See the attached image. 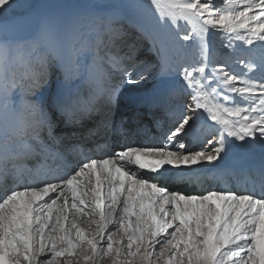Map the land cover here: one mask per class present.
<instances>
[{
  "label": "snow or ice",
  "instance_id": "snow-or-ice-1",
  "mask_svg": "<svg viewBox=\"0 0 264 264\" xmlns=\"http://www.w3.org/2000/svg\"><path fill=\"white\" fill-rule=\"evenodd\" d=\"M150 2L158 26L172 29L179 45L173 61L161 43V69L178 73L191 96L175 130L158 146L108 152L97 144L87 151L102 153L100 158L82 149V160L69 165L48 142L58 138L41 89L53 65L66 82L72 78L68 65L77 75L84 67L97 85L85 114L115 103L117 73L128 84L144 79L127 63L132 57L119 54L116 42L124 33L112 16L93 17L84 30L67 34L42 24L31 38L0 39V264H99L105 257L111 264H264V169L258 172L260 191L254 186L239 195L232 189L184 195L159 179L165 165L216 161L225 137L244 143L252 138L264 148V52L259 63L248 60L247 73L217 70L208 59L212 30L229 34V44L234 39L255 47L260 41L264 48V0ZM11 6L12 0H0V11ZM189 53L198 55L191 59ZM225 89L241 98L223 94L232 107L212 102ZM17 90L19 110L12 100ZM38 93L37 100L30 99ZM201 109L221 126L220 146L184 153L185 145L173 141L187 135ZM101 123L110 126L107 113ZM35 156L40 162L28 167L24 161Z\"/></svg>",
  "mask_w": 264,
  "mask_h": 264
},
{
  "label": "bare ground",
  "instance_id": "bare-ground-1",
  "mask_svg": "<svg viewBox=\"0 0 264 264\" xmlns=\"http://www.w3.org/2000/svg\"><path fill=\"white\" fill-rule=\"evenodd\" d=\"M37 7L32 27L34 32L23 39L36 35L42 24H47L61 34H67L77 28L84 30L93 17L112 16L116 21L115 26L122 27L124 33L116 42L119 45V54L132 57L127 63L129 66L135 65L136 72L144 75V79L137 83L128 84L122 82L123 77L117 73L113 77V83L118 85L115 103L101 112L85 114L83 109L88 105L91 96L95 94L97 85L88 80L84 67H81L77 75L71 65H68L67 69L72 74V78L66 82L64 72L53 65L49 82L41 89L44 110L53 120V135L58 138V142L48 141L52 147L63 155L69 165H76L82 160L80 155L82 149L86 150L85 155L100 158L102 153L87 151L95 149L97 144L102 147H113L116 149L114 152L123 150L122 146H158L164 140L165 134H170L167 125L175 121L182 108L187 107L191 96L187 95L188 100L185 99V93L187 94L190 90L182 89V77L178 73L161 69L157 55L161 43L168 46L169 55L173 61L178 59L175 48L179 45L174 39L175 32L172 29L158 26L150 0H112L106 3L88 0L80 7H71L69 0H12L10 8L0 11V20L8 17L12 19L16 13L30 14ZM228 36L229 34L222 31H210L208 59L212 61L211 66L217 70L224 67L225 71L230 70L234 74L247 73L245 64L249 59L257 63L260 61L261 54L264 52V48L261 47L262 42L256 41V46L253 47L233 39L229 44ZM197 55L198 53H189V58L195 59ZM248 75L252 76V73ZM133 79L135 80L136 77L133 76ZM68 93H74L80 100L79 104L71 107L63 106ZM223 94L234 97L236 101L241 99L238 94L229 93L227 89L222 96ZM39 95L38 93L30 99L37 100ZM150 96L156 98L159 103H163L159 110L150 112L147 108L140 107V102ZM222 96L218 98V101L212 102H220L227 107H232L233 104L225 103ZM12 100L19 110L21 99L18 90ZM55 104L61 105L66 110L61 112L53 107ZM68 112L73 113L65 116L64 113ZM105 113L110 120L108 127L101 123ZM198 114L200 119L196 121L193 128L188 129L187 135L180 133L173 141L176 145L180 143L185 145V148L181 150L184 153L212 152L220 146L221 126L208 119L207 113L202 109L198 110ZM43 136L47 140V129ZM209 136L213 142L208 147H201L204 139ZM233 143L237 146L244 144L235 138ZM253 143L256 147L257 155L255 156L264 160V148L261 147V142L255 140ZM231 144L229 138L225 137V151L220 153L216 161L210 163L201 161L191 166L178 167L165 165L161 170L163 176L159 177L161 185L184 195L206 194L208 190L205 189L204 184L208 181L214 184V188L210 190L232 189L239 195L247 194L244 190L255 186L256 190L260 191L261 178L258 172L263 169L261 163L264 161L255 159V163L250 164L233 152ZM171 150L177 149L171 148ZM40 159L39 156L30 157L24 163L31 168L40 162Z\"/></svg>",
  "mask_w": 264,
  "mask_h": 264
},
{
  "label": "rangeland",
  "instance_id": "rangeland-1",
  "mask_svg": "<svg viewBox=\"0 0 264 264\" xmlns=\"http://www.w3.org/2000/svg\"><path fill=\"white\" fill-rule=\"evenodd\" d=\"M88 0H69V4L71 7H80L83 6L87 3ZM102 3H106L112 0H99ZM106 1V2H105ZM120 4V2H119ZM37 8L32 10V14H28L26 12L24 13H16L15 16L11 19V18H3L0 20V39H3L4 37H9V38H17V39H23V38H27L28 36H30L33 32L34 29L33 27V23L35 20V16L37 14ZM19 16V18H17ZM11 19V20H9ZM32 29V30H31ZM16 36V37H15ZM189 94L185 93V99L188 100V96ZM222 96V95H221ZM227 103V102H225ZM174 125V126H173ZM168 127V133L171 131L175 130V124L174 122L169 123L167 125ZM210 136L207 137L206 139H204L203 141V145L201 144V147H208L210 144L208 143V141H210ZM106 149L108 152H114L116 149L111 147L108 148V146H106ZM206 186V187H205ZM204 187L206 190H210L214 188V184L211 183V181H208L204 184ZM99 264H111V260L107 257L101 259L99 261Z\"/></svg>",
  "mask_w": 264,
  "mask_h": 264
}]
</instances>
